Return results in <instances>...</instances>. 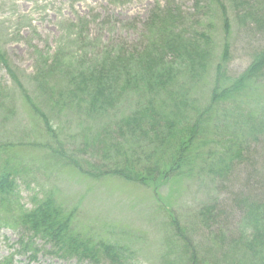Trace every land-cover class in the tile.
I'll list each match as a JSON object with an SVG mask.
<instances>
[{
    "label": "trees",
    "instance_id": "1",
    "mask_svg": "<svg viewBox=\"0 0 264 264\" xmlns=\"http://www.w3.org/2000/svg\"><path fill=\"white\" fill-rule=\"evenodd\" d=\"M192 1V12L175 2L157 4L136 44L89 48L84 50L88 58L75 66L61 64L60 52L40 57L30 81L0 48V66L12 82L0 85V125L16 118L19 97L31 112V128H41L45 136L36 146L58 167L92 182L161 184L160 190L194 179L222 185L241 168L252 176L264 154V45L251 49L250 64L239 75H232L229 65L233 25L264 33V0ZM217 20L223 33L219 42ZM81 23L70 24V32L77 31L75 46L85 41L87 23ZM64 128H76L70 149L62 140ZM15 149L0 142V215L12 220L0 217V226L18 232L17 253L27 264L38 261V241L67 262L138 263L127 245L84 232L76 209L54 192L41 189L33 207L22 204L27 169L13 162ZM251 197L234 202L243 212V232L236 240L214 230L222 212L217 200L204 204L190 225L172 215L167 238L172 264H206L191 239L195 221L208 230L217 264H264V200Z\"/></svg>",
    "mask_w": 264,
    "mask_h": 264
},
{
    "label": "rangeland",
    "instance_id": "2",
    "mask_svg": "<svg viewBox=\"0 0 264 264\" xmlns=\"http://www.w3.org/2000/svg\"><path fill=\"white\" fill-rule=\"evenodd\" d=\"M171 2L192 12V0H0V48L25 80L30 81L36 62H41L40 57L43 61L60 52L64 57L59 59L61 64L75 66L88 58L85 51L89 48L97 51L107 45L136 44L144 22L155 6ZM214 14L218 16L216 11ZM85 22L82 36L85 41L79 45L85 49H81L74 45L77 31L70 32V24ZM214 25L219 42L223 35L219 20ZM233 26V58L229 71L236 76L249 66L251 49L264 45V33H250L239 24ZM0 85H12L1 66ZM15 104L17 116L11 123L0 125V142L16 146L13 162L27 169L21 185V203L31 208L33 198L41 189L54 192L64 205L76 209L77 224L84 232L98 239L127 245L137 255V264H172L167 242L171 237L169 222L172 215L190 225L204 204L217 200L222 212L214 230H223L226 237L236 240L243 232V212L237 202L234 203L239 201L236 198L250 195L253 200H264L261 147L258 149L262 151L258 156L259 165L252 176L247 169L241 168L222 185L194 179L167 184L159 190L161 184L144 188L118 179L92 182L72 168L62 169L51 162L50 154L36 146L46 139L41 128L37 131H34L37 128H31L29 108L17 96ZM63 132L66 147H74L76 128H64ZM1 214L2 219L12 221L5 213ZM193 226L191 239L195 242L198 258L207 260L206 264H217L209 250L208 230L197 221ZM18 238L12 225L0 226V264L28 263L17 253ZM37 244L41 252L33 264H78L50 255L49 246L42 241Z\"/></svg>",
    "mask_w": 264,
    "mask_h": 264
}]
</instances>
